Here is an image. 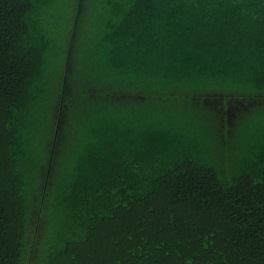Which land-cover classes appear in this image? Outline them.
Instances as JSON below:
<instances>
[{
  "label": "trees",
  "instance_id": "obj_1",
  "mask_svg": "<svg viewBox=\"0 0 264 264\" xmlns=\"http://www.w3.org/2000/svg\"><path fill=\"white\" fill-rule=\"evenodd\" d=\"M0 264H264V0H0Z\"/></svg>",
  "mask_w": 264,
  "mask_h": 264
},
{
  "label": "rangeland",
  "instance_id": "obj_2",
  "mask_svg": "<svg viewBox=\"0 0 264 264\" xmlns=\"http://www.w3.org/2000/svg\"><path fill=\"white\" fill-rule=\"evenodd\" d=\"M68 7V6H67ZM69 8V7H68ZM60 10L63 11L64 9L62 7H60Z\"/></svg>",
  "mask_w": 264,
  "mask_h": 264
}]
</instances>
